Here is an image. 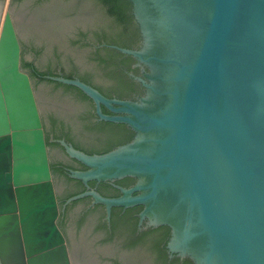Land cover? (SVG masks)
Masks as SVG:
<instances>
[{
	"label": "water",
	"instance_id": "1",
	"mask_svg": "<svg viewBox=\"0 0 264 264\" xmlns=\"http://www.w3.org/2000/svg\"><path fill=\"white\" fill-rule=\"evenodd\" d=\"M154 2L177 44L169 58H148L177 65L171 105L150 117L162 132L158 145L152 153L84 156L97 175L151 172L154 190L157 183L179 187L187 219L206 237L202 264H264V0ZM59 80L99 98L78 79ZM59 214L41 111L7 9L0 30V264H73Z\"/></svg>",
	"mask_w": 264,
	"mask_h": 264
},
{
	"label": "flooded vegetation",
	"instance_id": "2",
	"mask_svg": "<svg viewBox=\"0 0 264 264\" xmlns=\"http://www.w3.org/2000/svg\"><path fill=\"white\" fill-rule=\"evenodd\" d=\"M118 1L121 19L80 0H9L22 60H28L23 32L32 24L37 34L28 41L36 49L28 61L46 137L54 143L50 162L60 169L53 174L58 224L73 264H202L206 237L187 219L179 187L157 183L154 190L151 172L97 175L84 156L152 153L162 132L150 117L173 101L176 63L148 59L177 54L166 29L172 23L154 0ZM66 76L99 98L59 80Z\"/></svg>",
	"mask_w": 264,
	"mask_h": 264
},
{
	"label": "trees",
	"instance_id": "3",
	"mask_svg": "<svg viewBox=\"0 0 264 264\" xmlns=\"http://www.w3.org/2000/svg\"><path fill=\"white\" fill-rule=\"evenodd\" d=\"M81 3L80 4H83V2H86L87 5H90V4H94L95 6H102L106 12H109V13H112V14H115L117 16L118 19H121L122 17V13H121V10H120V3L118 0H80ZM92 2V3H91ZM101 8V9H103ZM34 23V20L32 21ZM26 24V23H25ZM30 26H32V28L27 32L28 35H29V39L33 42L34 40L36 39V30L34 28V25L30 24ZM33 30V31H32ZM34 51H36L35 49V46L32 45L30 43L29 45ZM27 47H25V50H26ZM22 67L23 68H26L27 70H29V73L30 75H33L34 74V65L32 62L26 60V59H23L22 60ZM32 71H31V70ZM46 73H50V72H46ZM67 78H70V76H66ZM50 81V80H49ZM70 86V85H69ZM70 87H73V86H70ZM47 144L48 145H52L54 144L53 142L50 141V138H49V135L47 134ZM51 169H52V172L53 174H56L60 169L56 166V164L54 162H51Z\"/></svg>",
	"mask_w": 264,
	"mask_h": 264
},
{
	"label": "rangeland",
	"instance_id": "4",
	"mask_svg": "<svg viewBox=\"0 0 264 264\" xmlns=\"http://www.w3.org/2000/svg\"><path fill=\"white\" fill-rule=\"evenodd\" d=\"M8 5H9V0H6L4 3V10L0 16V30H1V26H2V22H3V18H4V13L5 11L8 9ZM23 38L26 42V50H25V56L28 60L33 59L35 57V54L33 53V49L29 46V36L28 34H26V32H23ZM43 67H45V64H42ZM37 84L39 85V87H44V86H49V87H53V84L50 82H43V83H39L37 82Z\"/></svg>",
	"mask_w": 264,
	"mask_h": 264
}]
</instances>
